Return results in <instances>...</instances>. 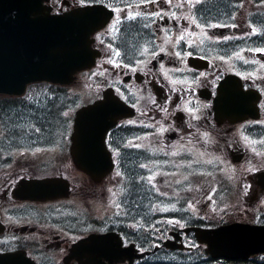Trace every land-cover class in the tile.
I'll return each instance as SVG.
<instances>
[{
  "label": "flooded vegetation",
  "instance_id": "flooded-vegetation-1",
  "mask_svg": "<svg viewBox=\"0 0 264 264\" xmlns=\"http://www.w3.org/2000/svg\"><path fill=\"white\" fill-rule=\"evenodd\" d=\"M98 1L111 18L91 34L99 56L77 75L76 111L108 92L134 112L103 138L75 128L76 111L34 127L27 108L17 125L11 98L7 129L0 97V252L35 264H264L213 260L196 232L264 226V0ZM72 2L64 9L84 5ZM109 232L133 250L113 261L73 250Z\"/></svg>",
  "mask_w": 264,
  "mask_h": 264
},
{
  "label": "water",
  "instance_id": "water-1",
  "mask_svg": "<svg viewBox=\"0 0 264 264\" xmlns=\"http://www.w3.org/2000/svg\"><path fill=\"white\" fill-rule=\"evenodd\" d=\"M46 15L43 0H0V92H19L38 79L69 81L84 62L77 55V35H69L70 27L52 29L60 18ZM243 233L249 230L230 226L205 239L222 247L251 248V239H239Z\"/></svg>",
  "mask_w": 264,
  "mask_h": 264
},
{
  "label": "rangeland",
  "instance_id": "rangeland-1",
  "mask_svg": "<svg viewBox=\"0 0 264 264\" xmlns=\"http://www.w3.org/2000/svg\"><path fill=\"white\" fill-rule=\"evenodd\" d=\"M75 104H76V102H74V104L70 103V104H69L70 107H69L68 111H71L72 109L74 110V109L76 108V106H74ZM34 114H35V113H34ZM18 115H20V117H21V116L23 117V116H25V115H27V114H26L25 112H23V113L21 112V113L18 114ZM18 115H17V116H18ZM40 116H41V117H42V116L46 117L45 114H44V115L40 114Z\"/></svg>",
  "mask_w": 264,
  "mask_h": 264
},
{
  "label": "snow or ice",
  "instance_id": "snow-or-ice-1",
  "mask_svg": "<svg viewBox=\"0 0 264 264\" xmlns=\"http://www.w3.org/2000/svg\"><path fill=\"white\" fill-rule=\"evenodd\" d=\"M80 2L82 3V4H84V3H86V0H80ZM259 51H264V49H260ZM117 55H119V53H117ZM65 115H67L66 113H65ZM178 223V222H177ZM120 242L119 241H117V244H119Z\"/></svg>",
  "mask_w": 264,
  "mask_h": 264
}]
</instances>
